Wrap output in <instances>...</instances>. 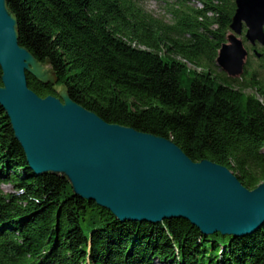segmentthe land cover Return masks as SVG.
Returning <instances> with one entry per match:
<instances>
[{
  "label": "trees",
  "instance_id": "trees-1",
  "mask_svg": "<svg viewBox=\"0 0 264 264\" xmlns=\"http://www.w3.org/2000/svg\"><path fill=\"white\" fill-rule=\"evenodd\" d=\"M201 1L199 10L177 0L167 24L134 0H7L20 46L52 62L74 102L108 124L172 140L193 162L224 166L253 190L264 182V57L250 60L240 82L218 74L235 3ZM1 77L0 68V85ZM27 81L38 96H56ZM155 261L264 264V227L234 238L205 237L183 219L121 223L65 179L37 176L0 106V264Z\"/></svg>",
  "mask_w": 264,
  "mask_h": 264
},
{
  "label": "water",
  "instance_id": "water-1",
  "mask_svg": "<svg viewBox=\"0 0 264 264\" xmlns=\"http://www.w3.org/2000/svg\"><path fill=\"white\" fill-rule=\"evenodd\" d=\"M236 6L229 44L217 59L232 78L243 74L248 57L235 35H242L243 23L247 40L264 46V0H236ZM19 38L18 18L0 0V106L37 176L65 179L75 196L121 223L183 219L205 237L234 238L264 227V182L249 190L230 169L193 162L172 140L106 123L74 102L52 62L37 60ZM28 75L53 86L56 96H38Z\"/></svg>",
  "mask_w": 264,
  "mask_h": 264
},
{
  "label": "rangeland",
  "instance_id": "rangeland-1",
  "mask_svg": "<svg viewBox=\"0 0 264 264\" xmlns=\"http://www.w3.org/2000/svg\"><path fill=\"white\" fill-rule=\"evenodd\" d=\"M167 1H173V0H144V4H145L144 7L147 10H149L150 12H152L154 15L162 17V16L165 15V9H166V2ZM191 4L194 5V6H197V4H196L195 1H191ZM197 7H199V6H197ZM169 17L167 18L168 20H169ZM245 45L247 46L248 49L251 48L250 43L247 42L246 40H245ZM257 48H260V47L258 46ZM254 66H255L254 68H256L257 67V64H254ZM191 68L194 69L195 67L194 66L193 67L191 66ZM215 71L217 73H219V74H223V72L217 66L215 68ZM246 92L247 93H250V94L252 93V94L257 95V93L254 90H251V89L246 90ZM2 188H3V191L5 193H8V194L14 193V191H15L13 189V187L10 186V185H3ZM154 264H159V262L156 261Z\"/></svg>",
  "mask_w": 264,
  "mask_h": 264
},
{
  "label": "bare ground",
  "instance_id": "bare-ground-1",
  "mask_svg": "<svg viewBox=\"0 0 264 264\" xmlns=\"http://www.w3.org/2000/svg\"><path fill=\"white\" fill-rule=\"evenodd\" d=\"M187 65H188V67H189L191 70H194V69H195V68H194V69L191 68V66H192V67L194 66V63L187 62ZM91 113H93V112H91Z\"/></svg>",
  "mask_w": 264,
  "mask_h": 264
}]
</instances>
